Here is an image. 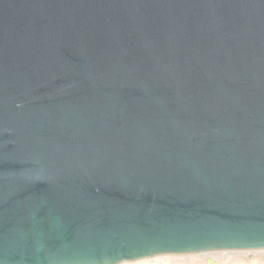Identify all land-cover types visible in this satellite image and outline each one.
I'll return each instance as SVG.
<instances>
[{
	"label": "water",
	"instance_id": "95a60500",
	"mask_svg": "<svg viewBox=\"0 0 264 264\" xmlns=\"http://www.w3.org/2000/svg\"><path fill=\"white\" fill-rule=\"evenodd\" d=\"M244 250L264 0H0V264Z\"/></svg>",
	"mask_w": 264,
	"mask_h": 264
},
{
	"label": "rangeland",
	"instance_id": "374dc122",
	"mask_svg": "<svg viewBox=\"0 0 264 264\" xmlns=\"http://www.w3.org/2000/svg\"><path fill=\"white\" fill-rule=\"evenodd\" d=\"M214 253L217 256V259H211L207 255L205 259L202 257L194 258L193 260L188 261L189 264H264V250H247V251H218V252H206ZM204 254V253H199ZM231 257L226 258L228 255ZM192 255V254H191ZM227 256V257H228ZM211 259L212 261H210ZM193 261V262H192ZM210 262V263H209Z\"/></svg>",
	"mask_w": 264,
	"mask_h": 264
},
{
	"label": "bare ground",
	"instance_id": "6f19581e",
	"mask_svg": "<svg viewBox=\"0 0 264 264\" xmlns=\"http://www.w3.org/2000/svg\"><path fill=\"white\" fill-rule=\"evenodd\" d=\"M209 256V258L216 260L217 256L214 253H204V254H192V255H163V256H156L154 258L158 259V258H167L169 259L173 264H189L188 261L190 262V260H194V258H198V257H202L203 259L206 258V256ZM228 256V255H227ZM226 258L231 257L230 254L229 256ZM205 257V258H204ZM211 259H209L210 261H212ZM218 260V259H217ZM144 260H139L137 262L134 263H138V262H142ZM192 261V262H193ZM122 264H131L130 262H125ZM193 264V263H192ZM195 264V263H194ZM199 264V263H198Z\"/></svg>",
	"mask_w": 264,
	"mask_h": 264
},
{
	"label": "built area",
	"instance_id": "2783aa9c",
	"mask_svg": "<svg viewBox=\"0 0 264 264\" xmlns=\"http://www.w3.org/2000/svg\"><path fill=\"white\" fill-rule=\"evenodd\" d=\"M144 260L142 262H138V263H134V262H130L131 264H173L169 259L167 258H147V259H141ZM139 261V260H138Z\"/></svg>",
	"mask_w": 264,
	"mask_h": 264
}]
</instances>
